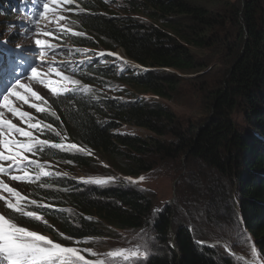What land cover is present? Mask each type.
Wrapping results in <instances>:
<instances>
[{
  "label": "trees",
  "instance_id": "trees-1",
  "mask_svg": "<svg viewBox=\"0 0 264 264\" xmlns=\"http://www.w3.org/2000/svg\"><path fill=\"white\" fill-rule=\"evenodd\" d=\"M77 4L85 11L65 12V26L84 35L69 32L54 43L69 42L96 51L119 50L140 68L131 66L117 73V61L103 56L73 73V79L79 81L75 92L59 97L49 92V111H33L38 120L52 123L60 136L48 130L43 135L33 130L34 135L54 143L70 142L84 151L47 149L31 158L54 174L56 169L70 174L86 172L87 179H96L100 177L92 173L99 167L102 172L135 178L185 155L190 173L201 169L213 176L207 191L211 197L203 205L210 231L195 223L192 229L183 224L171 240L169 229L179 215L175 205L164 204L159 210L153 192L118 179L105 184L84 183L62 173L20 183L22 195L51 207L31 205L30 210L42 214L43 220L21 218L19 226L62 244L144 231L145 238H153L155 247L147 244L149 255L141 264H234L217 244L235 250L229 242L233 233L250 236L264 257V0H118V12L105 0H77ZM77 4L67 7L76 9ZM6 6L8 3L0 0V28L11 19ZM231 22L236 25L238 39L235 37L237 47L229 48L227 54L225 85L198 92L204 93L214 117L198 132L182 126L178 129L177 115L150 96L173 101L179 88L206 66L194 57V51L219 41L225 49L228 41L222 23ZM234 99L248 106L254 123L251 132H236L231 122ZM245 125L242 120L241 129ZM123 126L139 132L122 133L119 129ZM181 170L180 178L184 176ZM229 178L234 193L222 196L218 206L213 196L216 187ZM181 185L185 187L184 182ZM196 190L191 182L182 196L189 198ZM0 205L1 213L8 216L10 210L3 201ZM195 210L191 206L189 214L196 215ZM201 231L213 234L208 238L217 241L197 244L192 232Z\"/></svg>",
  "mask_w": 264,
  "mask_h": 264
},
{
  "label": "rangeland",
  "instance_id": "rangeland-1",
  "mask_svg": "<svg viewBox=\"0 0 264 264\" xmlns=\"http://www.w3.org/2000/svg\"><path fill=\"white\" fill-rule=\"evenodd\" d=\"M6 1V0H5ZM116 5L114 6L111 2V0H108V3L110 2L111 7L114 9L115 12H118L116 9V6H118V0H114ZM8 4L13 5V3ZM7 8V6H6ZM11 19H9L5 26L0 28V40L3 41H13L16 39H19L16 46L21 47H29L33 48L31 49H25L22 53V57L17 58L16 62L22 66L23 73L21 74L22 77H26L27 84L29 87H32L34 90L39 92L45 99L48 98L49 92L47 89L40 85L38 83V79H30V72L31 68L35 67L37 65H40V57L38 56V53L35 52V39L40 38L44 40L50 41L52 44L54 43V39L52 37L43 36V35H37L36 30L30 31V35L27 33L26 26H21L18 23L23 22L24 24L27 23V19L24 18L20 13H17V11L12 12L11 11ZM220 24H218L219 26ZM57 29L59 27H62V22L60 21L59 25H56ZM222 26L224 28V37H227L228 45L225 47V49L222 47V42H212L209 43L206 48L202 51H194V57L203 63L205 68L200 71L196 76L191 77L192 79L188 82H186L181 88H179V91H177L172 98H174L173 101L166 100V99H159L153 96H150L151 99L159 101L162 103L174 116L176 117L179 122L177 124L178 129H180V126H182L183 129H190L192 132H195L194 129H196V132L200 129L206 128L211 120L214 117V113L211 112L205 102V95L204 93H198L201 90H208L212 88H216L220 86L225 85V80L227 79V73H228V65L229 63L226 61L227 54L229 53V48L235 49L236 41H237V35H236V25L231 22V25H226L225 23H222ZM29 30V29H28ZM40 32L48 31V30H54L48 26H43L39 29ZM25 33V35H24ZM221 37V36H219ZM237 39H236V38ZM53 39V40H52ZM59 47L55 50V52L49 50L48 52V59L50 63L46 64H53L55 67H58L62 70H64L65 75L71 76L74 78L73 73L76 71H69V68H77L80 64H83L89 60L90 58H101L100 53H105L101 51H97L96 55H92V57L87 56L84 57L82 55L90 54L93 52L92 49L89 48H83L80 46L72 45L70 43H60L55 44ZM212 46V47H211ZM7 50L10 51L11 47H6ZM76 49H87V52H77ZM6 50V51H7ZM6 51L1 52L0 55L3 57L1 60V63L8 64V62L13 61L16 56L11 51L9 53H6ZM118 54H122L121 51H116ZM106 54V53H105ZM117 54V55H118ZM73 55H80L78 59H68L73 58ZM114 58L117 62H115L114 66L119 69L121 68V63L117 58ZM87 60V61H86ZM226 61V62H225ZM126 67V66H125ZM46 66H40L38 67V71L47 72ZM53 80H58L59 77L55 76L54 73H50L49 78ZM23 93V91H22ZM120 94V93H118ZM30 95V94H29ZM51 95V93H50ZM35 103H41L42 101H34ZM234 103H236L235 107L231 110V122L235 126L236 132L238 134H244L248 130H251L254 128L253 120L251 119L250 115L248 114V106H246L244 101L234 99ZM22 105V110L28 111L33 116H35L34 111L35 109L30 108L27 104L22 103H16V105ZM17 105V106H18ZM262 110V109H261ZM244 112V113H243ZM247 114V115H246ZM10 113L6 112L7 118L13 119V122L16 123L20 127H25V125L21 124L18 119L13 118L12 116H8ZM36 117V116H35ZM37 119V118H36ZM244 120L246 125L244 126V129H241V122ZM172 129H176L175 126L172 127ZM198 129V130H197ZM122 133H130V134H137L139 131H137L136 128L129 127V126H123L119 129ZM143 134L144 131H140ZM65 144H72L70 142H65ZM104 164V163H103ZM161 167L160 169L153 170L149 174H144L139 177H125L123 175H119L116 172L112 171V173H106L102 172V169L99 167L96 173H92L93 175H97V177L100 178H107V177H113L116 179L124 181L125 183H128L131 186H134L137 189H141V191L146 192H153L154 196L156 197V204L158 205V209L162 210L165 205H175L179 210L178 217L174 218L172 225L169 229V237L171 240H173L176 232L182 227L183 224L188 225V228L192 229L194 223L201 226L202 228H207L210 231V227L205 222L204 216H203V205L208 202L209 197H211L208 194V189L210 187L211 182L213 181V176L205 170L196 169L193 170V173H190V169H188V166L190 164L187 163V157L185 155H180L178 160L175 162H162L159 164ZM101 169V170H99ZM179 169L181 170V174L184 176H180ZM235 171V169H234ZM54 172L58 173H64L69 177L86 180L88 178V175L86 172L84 173H74L69 174L66 173L63 170L56 169ZM140 177H144V180L142 182L139 181ZM188 178L189 183L185 182V180ZM130 181H137L136 183H132ZM187 181V180H186ZM184 182L183 187L181 184ZM192 182V186L195 187L197 190L193 191L192 195H190L189 198L186 196H182V191L189 190L190 184ZM13 186V185H12ZM233 180L229 178V180H223L220 185L216 187L215 194L213 195L216 199V202L218 203V206L222 203V196H229L231 192L233 191ZM179 190V191H178ZM234 193V191H233ZM235 199L237 196H235ZM155 204V205H156ZM165 204V205H164ZM193 206L196 207V215H190L189 214V208ZM0 207H2L0 205ZM1 210V209H0ZM202 211V212H201ZM221 214H225V211L222 210ZM193 233V237L195 239V242L197 244H203L205 245V240H214L210 237L211 233L207 231L206 232H199V233ZM231 233H229L230 235ZM50 238L49 236H46ZM114 238V239H113ZM111 239L109 238H102V239H93L89 240L87 243H80L71 241L70 244H62L63 246L68 247H76L78 249H81L86 259L92 260V259H109L111 261V264H125L123 261V258H107L105 257V253L108 251L117 250L120 248H132L136 246L137 244L141 246H147V244L151 243L155 247V242H153V238L150 239L149 237L145 238L144 231H139L137 233L132 232H125L119 235L117 233L116 237H113ZM226 238V237H225ZM217 241V240H214ZM229 242L233 243L235 250H231L228 246H226L224 243L217 244L220 245V247L223 248L224 252L231 257L234 264H264V257H261V255L256 251L255 255L252 254V249H256L255 244L250 236L247 234L242 235L241 233H233L232 236L229 238ZM216 244V245H217ZM161 248L160 246L158 247ZM84 249H91L93 252H95L97 255L92 256L87 252H84ZM257 250V249H256ZM244 255H243V254ZM160 254V252H158ZM226 255V256H227ZM225 256V255H224Z\"/></svg>",
  "mask_w": 264,
  "mask_h": 264
},
{
  "label": "snow or ice",
  "instance_id": "snow-or-ice-1",
  "mask_svg": "<svg viewBox=\"0 0 264 264\" xmlns=\"http://www.w3.org/2000/svg\"><path fill=\"white\" fill-rule=\"evenodd\" d=\"M36 0H33L35 3ZM42 11L38 13V19L35 23L39 24V19L47 18L49 23L53 22V18L57 25L60 21H66L65 12H76L77 14L84 12L77 4V0H41ZM107 3L108 0H105ZM77 4L76 9L67 7L68 5ZM51 16H48V14ZM71 32L73 36H82L83 33L71 31L67 27H59L58 29L40 32L36 29V34L59 39L61 35H67ZM39 49L40 65L31 68L30 79H38V83L44 86L52 97L75 92L79 86V81L71 76L65 75L64 70L55 67L53 64H46L45 57L49 50L55 52L59 47L52 44L48 40L36 38L34 41ZM19 47V46H18ZM77 52H87V49H76ZM101 56L105 53H100ZM113 56V53H107ZM120 59V57H116ZM124 63H127L125 61ZM46 66L48 71H38V67ZM123 71V69H121ZM10 68H0V75L10 73ZM49 73H54L59 77L58 80L49 78ZM14 81V82H12ZM5 89L0 91V177L7 176L12 181L32 183L41 181L42 177H48L54 174L45 170V165L38 162L37 159L31 157L38 153H43L47 149H58L60 151H71L79 149L75 144L54 143L48 139H40L34 135L33 130L44 134V130L55 132L56 136H60V132L55 130L52 123H43L36 119L28 111L22 110V105L17 106L11 98L27 104L30 108L35 109L36 113H45L49 111V101L45 99L39 92L23 83L20 78L12 77L11 81L7 75H4ZM71 85V87H69ZM21 89L23 93H21ZM85 92L87 88L83 89ZM30 94V95H29ZM34 101H42L35 103ZM6 112L10 113L15 119H18L25 127H20L13 122V119L7 118ZM51 115L55 116V112ZM64 138H62L63 140ZM71 163V161H66ZM115 178H89L82 180L84 183L105 184L114 181ZM144 177H140L142 182ZM136 183L137 181H130ZM41 187L45 185L40 184ZM2 193H7L5 196ZM0 201H3L6 209L10 210L8 216L0 213V264H111L109 259H86L82 250L76 247L63 246L54 242L52 239L38 234L37 232L19 226L18 219L27 218L33 221H42V214L30 210L31 205L37 207L49 208L50 205L39 204L36 200H31L22 195L17 189L11 187L4 179H0ZM47 224L46 221H44ZM63 235V234H61ZM70 239V238H68ZM84 252L92 256L97 254L91 249H84ZM256 249H252L253 256ZM107 258H123L125 264H141L146 261L149 255L148 248L137 244L132 248H120L108 251L104 254Z\"/></svg>",
  "mask_w": 264,
  "mask_h": 264
},
{
  "label": "clouds",
  "instance_id": "clouds-1",
  "mask_svg": "<svg viewBox=\"0 0 264 264\" xmlns=\"http://www.w3.org/2000/svg\"><path fill=\"white\" fill-rule=\"evenodd\" d=\"M7 1V0H6ZM5 1V3H7ZM9 2V1H8ZM21 2V1H20ZM9 3H13V2H9ZM13 4H15V3H13ZM9 6H7V9H9L10 11H12V12H15V11H17V13H20L21 14V12L19 11V9H14L13 8V5H10V4H8ZM29 11H31L30 12V14H28L29 16L27 17L26 15H22L24 18H26L27 19V23H28V20H29V17H30V15L33 13V11H32V9H29ZM63 15H65V13H63ZM50 16H51V14H50ZM66 16V15H65ZM62 22V25H63V27H66L65 26V21H61ZM26 23V24H27ZM19 25H21V26H25L26 24H24L23 22H19L18 23ZM57 24H56V22H55V20H54V18H53V22L52 23H50V28H52V29H57V26H56ZM44 26H49V24H46V25H44ZM43 26H41V28H42ZM16 40H19V39H16ZM53 40V39H52ZM66 43H69V42H65V44ZM57 44H60V43H57ZM71 44V43H70ZM99 51H101V52H105L106 54L105 55H103V56H109V55H107V53H113V52H110V51H102V50H99ZM96 53H97V51L96 50H93V52L91 53V54H88V55H86V54H84V55H82V56H84V57H87V56H90V57H92V55H96ZM117 54H118V52H116ZM114 54V53H113ZM115 54V55H113V56H111V57H120V59H118L120 62H118V64H120L121 63V68H119V69H117L116 68V70H117V73H121V72H123L124 71V69H126L127 67H137V68H139V66H137L136 64H134L132 61H130L127 57H125L123 54ZM79 56L80 55H76L75 57L74 56H72L73 58H68V59H78L79 58ZM103 56H100L101 58L103 57ZM101 58H90V59H87V60H89V62H93V61H95V60H98V59H101ZM86 60V61H87ZM125 61H127V63H124ZM88 62V61H87ZM82 65L83 64H80L79 65V67H77V68H72V69H75V71L76 70H78V69H80L81 67H82ZM126 66V67H125ZM121 69H123V71H121ZM105 165V164H104ZM62 174H64V173H62ZM70 174V173H69ZM66 175V174H65ZM67 176V175H66ZM71 178H73V177H71ZM13 185V187L15 188V189H17L19 192H21V190L19 189V186H20V183H13L12 184ZM8 195V194H7ZM7 195H5V196H7ZM0 213H1V211H0ZM205 244H209V243H205Z\"/></svg>",
  "mask_w": 264,
  "mask_h": 264
},
{
  "label": "bare ground",
  "instance_id": "bare-ground-1",
  "mask_svg": "<svg viewBox=\"0 0 264 264\" xmlns=\"http://www.w3.org/2000/svg\"><path fill=\"white\" fill-rule=\"evenodd\" d=\"M21 0H12L13 3H19ZM114 54H117L116 52H113ZM3 91V90H0ZM210 244H214V243H210Z\"/></svg>",
  "mask_w": 264,
  "mask_h": 264
},
{
  "label": "water",
  "instance_id": "water-1",
  "mask_svg": "<svg viewBox=\"0 0 264 264\" xmlns=\"http://www.w3.org/2000/svg\"><path fill=\"white\" fill-rule=\"evenodd\" d=\"M140 68V67H139Z\"/></svg>",
  "mask_w": 264,
  "mask_h": 264
}]
</instances>
